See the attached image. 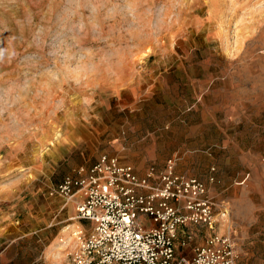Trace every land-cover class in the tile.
Instances as JSON below:
<instances>
[{
  "label": "rangeland",
  "instance_id": "1",
  "mask_svg": "<svg viewBox=\"0 0 264 264\" xmlns=\"http://www.w3.org/2000/svg\"><path fill=\"white\" fill-rule=\"evenodd\" d=\"M103 154L174 159L226 210L182 238L264 264V0H0V264H71L50 190Z\"/></svg>",
  "mask_w": 264,
  "mask_h": 264
},
{
  "label": "built area",
  "instance_id": "2",
  "mask_svg": "<svg viewBox=\"0 0 264 264\" xmlns=\"http://www.w3.org/2000/svg\"><path fill=\"white\" fill-rule=\"evenodd\" d=\"M174 162L168 158L141 176L132 165L103 154L51 188V195L73 203L72 219L92 223L89 232L83 226L71 231L76 239L71 264H244L235 259L227 234L214 232L192 246L187 235L180 246H191V254L176 251L180 227L213 229L215 209L222 216L226 210L208 195L204 180L177 172ZM142 215L153 225L146 228Z\"/></svg>",
  "mask_w": 264,
  "mask_h": 264
},
{
  "label": "crops",
  "instance_id": "3",
  "mask_svg": "<svg viewBox=\"0 0 264 264\" xmlns=\"http://www.w3.org/2000/svg\"><path fill=\"white\" fill-rule=\"evenodd\" d=\"M57 196V195H56ZM79 222H78V224H80L81 226H83L84 228H86V226L85 225H88V223H90L91 224V226H92V223L90 222V221H86V220H78ZM81 221H83V222H81ZM141 221H142V223H143V225L146 227V228H148V227H150V226H152L153 225V222L150 220V218L149 217H147V216H144V215H142L141 216ZM75 223H71V225H74ZM70 225V224H69ZM70 225V226H71ZM87 229V228H86ZM182 234H183V228H179L178 229V233H177V238H176V241H175V245H176V251L178 252V253H181V252H183V253H185V254H187V255H190L191 254V246L193 245V244H197L198 242L195 240V241H190V245L191 246H189V247H182V246H180V241H181V239H182ZM76 247V241H70V246H68L67 248L68 249H74Z\"/></svg>",
  "mask_w": 264,
  "mask_h": 264
}]
</instances>
